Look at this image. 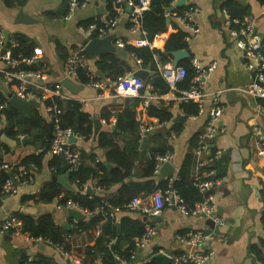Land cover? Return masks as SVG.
I'll use <instances>...</instances> for the list:
<instances>
[{"label": "crops", "instance_id": "crops-1", "mask_svg": "<svg viewBox=\"0 0 264 264\" xmlns=\"http://www.w3.org/2000/svg\"><path fill=\"white\" fill-rule=\"evenodd\" d=\"M223 1L201 0L197 3L199 10L194 16V22L200 34L187 41L191 59L195 58L203 66L216 62V68L203 85V91L206 93L202 101L204 111L195 115L183 111L180 106L183 100L178 96L176 89H170L163 95H157L151 91V85L147 82L148 78L144 81L143 92L140 96H130L125 84L120 86L116 92L113 89L110 92L111 88L99 91L87 83L83 84V89L75 94L70 93L61 84V80L66 76L65 61L60 57L58 46L67 53L72 48L81 46L83 41L89 37L86 33L82 34L79 25L87 19L99 18L101 15L107 16V0H89L85 6H77L69 16H66L67 11L64 13L68 9V0H25L23 4L14 3L13 6L6 5L0 0V32L5 29L9 33L8 36L11 33H22L31 38L35 43L36 60L47 68L36 82L47 88L58 87L59 94L64 98L79 100L83 110L87 111L92 119L99 118L100 131H113L115 128L113 115L108 123L101 118L100 113L103 106L116 109L129 105L130 108H134L136 120L143 119L145 122H154L157 118L147 115L145 108L142 107L143 99L148 101V105L149 103L158 105L161 110L171 113L170 121H164L147 134L148 139L143 147L141 146L142 137L139 144L141 154L134 162L135 170H139L143 167L145 157L148 156L147 146L159 141L168 144L172 153L169 162L172 163L174 171L163 178L176 175L185 153L191 149V137L204 127L212 93L218 89H225L220 96L224 111L217 122L218 133L211 141L213 147L208 146L210 149L214 147L221 149V156L216 164V170L221 176L211 188L210 197L216 206V213L223 217V224L214 228L216 234L199 247V250L213 251V255L206 264H264L252 252L253 247L257 246L264 254V227L261 221L264 204L259 195L260 186L264 182V165L255 154L256 144L252 136L255 126L264 135V104L244 90L253 77L252 70L248 66L254 64L255 59L248 58L234 45L225 24L221 7ZM235 1L247 7L246 17L252 21L254 30L264 45V6L257 0ZM20 8L29 15V22H15ZM116 13L118 15L117 24L108 35H113V44L119 52L118 50L123 45H116L117 39L134 45V40L140 36V33L130 30L127 5L124 4L116 10ZM175 29L170 22L167 23V30L157 34L151 41L152 47L162 50L164 43ZM121 57L131 66L126 73H132L133 76L136 69L143 68L132 54H122ZM95 59V56H86V65L92 72L97 70ZM169 62L172 63V59ZM5 67V62L0 60L1 82ZM72 79L79 82L75 78ZM39 103L40 105L36 108H39L40 112L47 117L45 105L42 102ZM176 126L180 127L178 133L173 130ZM159 133L163 134V138L162 136L160 139L156 138L155 135ZM151 134L154 135L149 137ZM96 137L93 138V132L89 139L76 137L75 141L69 140V146L74 147L79 154L82 151L88 153L93 151L97 159L104 160L105 149L97 147ZM124 137L128 139V136ZM21 139V135L18 138L8 137L3 131V126H0V161L15 166L19 165L22 158L36 152L33 138L27 143H23ZM193 153H195L194 149ZM50 155L49 152L45 154L39 168L32 166L30 181L20 183L16 180L17 184L14 185L13 190L4 196L0 203V222L11 220L14 225L0 232V264H19L23 257H35L39 254L49 257L56 264H74L55 245L45 240L33 239L34 237L28 232L20 231V220L16 218V214L28 215L35 219L40 215L49 214L58 225L69 231H74L77 223L81 221L70 217L67 209L58 208L54 200L43 201L39 198L41 189L52 181V175H55L48 167ZM207 155L208 152L196 155V165L192 164L190 176L200 167L199 158L204 161L203 165L207 164L205 161ZM107 164L110 166L108 167ZM105 166L111 168L112 163L105 161ZM85 187L93 190L89 194L101 191L95 188L93 182ZM114 189L115 186L112 190ZM140 197L143 198L144 204L151 203V193ZM84 214L83 219H87L90 213ZM140 214L142 213L138 210L125 209L116 213V216L119 218L126 215L143 219L145 215ZM158 216L161 219L157 222L143 219L147 224L155 225L157 232L149 243L136 250L130 264H144L158 252L170 255L188 250L189 247L178 240V234H185L192 230H211L205 218L185 215L174 206L165 207ZM104 221V219L100 220L92 228L80 230L73 233L74 235L64 232V240L68 246L67 252L83 260L85 247L95 243ZM126 245V242L123 243L122 248Z\"/></svg>", "mask_w": 264, "mask_h": 264}, {"label": "trees", "instance_id": "trees-1", "mask_svg": "<svg viewBox=\"0 0 264 264\" xmlns=\"http://www.w3.org/2000/svg\"><path fill=\"white\" fill-rule=\"evenodd\" d=\"M2 1L6 5L13 6L14 3L23 4L25 0ZM173 1L150 0L149 8L144 10L140 15V29L146 32L145 37L149 41H152L157 34L167 30L166 18H170V23L176 29L169 35L162 50L148 45L136 46L124 43L123 47L118 50L119 52L115 50L97 55L94 62L96 68L109 80H114L131 69V66L121 55L132 54L139 60L143 68H147L150 71L147 82L151 85V91L157 95L167 93L171 88L158 72L153 54H158L159 61L165 63L171 61L172 51L188 47V43L185 40L187 32L177 26L172 18V13H178L183 8H186V6L179 5L169 14V12L165 11V7L171 5ZM257 1L264 6V0ZM107 3V16L116 14L114 0H107ZM221 7L228 10L233 17L243 18L248 14L247 7L235 0H224L221 3ZM66 11L67 9L64 13ZM97 20L98 18L87 19L80 25L85 26ZM3 44L9 48L11 56L18 60L17 65L14 66L15 70L46 72L47 68H44L43 63H40L36 59L32 63L22 61V58L36 55L34 41L25 34L11 33L8 36V40L4 41ZM58 50L61 54L60 57L65 61L68 56L67 51H64L60 46H58ZM178 65L185 69V76L176 83L177 94L180 96L181 90L188 89L191 86V79L195 71L191 64L190 56L182 59ZM90 74H93V72L87 70L85 67H79L76 79L81 84H87L90 81ZM94 77L95 79L99 78L96 75ZM109 90L110 92L113 91L112 89ZM142 92L143 89L141 90ZM135 99L138 100L137 98ZM0 101H7L6 108L4 109V133L11 138H18L19 135L31 136L36 148L35 153L25 156L18 164L30 169L32 166L39 168L42 165L45 154L49 151L51 139L49 127L52 125V122L36 107L28 108L27 112L23 114L16 106L8 102L1 90ZM261 101L264 104V100ZM53 103L58 105L59 111L57 115L61 119L63 127H70L75 134L84 139L91 137L93 132L92 117L87 111L83 110L79 100L64 98L59 95L46 96L43 100L44 105H51ZM180 106L186 113L194 115L198 112L197 103L192 100H183ZM145 110L148 116H155L159 122H166L172 119L171 113L161 110L158 105L149 103L145 107ZM112 115L115 118L114 130H102L96 137L97 147L105 149V159H97L93 151L89 153L82 151L80 153L82 164L76 169H69L63 156L51 154L48 160L49 169L54 168L52 172L55 175L66 174L67 180L74 186V191L70 192L62 185L50 181L39 192V198L43 201H51L59 195L61 196L60 201L72 200L77 206L86 209L90 213L87 219L78 222L77 228L74 231H69L58 225L49 214L40 215L36 219L28 215L16 214V218L20 220V231L28 232L34 238L41 237L52 245H59L64 251H68V246L63 236L64 232L72 235L80 230L92 228L100 220L104 219L105 221L101 226L95 243L92 246L88 245L85 247V257L82 260V264H120L117 257L128 260L131 251L137 250L135 238L141 236L147 224L142 217L133 218L124 215L117 218L116 215L112 217L106 216L103 212L108 210L107 206H103V209L100 210V205L109 203L112 206H119L121 210H127L124 205L134 196H144L156 189H164L168 185L169 177L155 178L154 157L157 154H164L170 151L171 147L166 143H160L162 141L147 146L148 156L145 157L143 167L135 170L134 162L141 154L139 152V144L142 140V135L139 131L140 120H136L135 111L129 105H123L121 108L116 109H109L106 106L101 108L100 116L107 123L110 121ZM173 130L178 133L180 127L177 128L176 126ZM198 133H195L191 137V149L185 153L176 177L171 181V185L180 193L188 209H191L205 196H210L211 193V189L207 192L199 190L198 186L194 183V171L191 176L189 175L190 168L196 161V154L193 153V149L197 145ZM152 135L154 134L149 135V137ZM124 136H128V139L126 140ZM155 136L159 139L161 136L163 138V134L161 133ZM70 148L72 151L76 150L72 146ZM214 148L210 150L213 151ZM217 160L211 164L200 166L198 168L199 172L213 170V174L207 178L216 181L221 176L216 170V164L219 162ZM105 161L112 163V167L106 168ZM11 171L15 174L18 173L17 165ZM9 173V170H0V203L4 196L8 194L4 189V183L10 178ZM23 177L20 175L18 180L21 182ZM92 182L95 188L101 190L100 193L89 194L85 191V186H88ZM114 186L115 189L112 190ZM259 195L264 204V182L259 189ZM261 221L264 227V210L261 213ZM117 226H119L120 232L117 230ZM110 241L111 243L109 244ZM125 242L127 245L122 248V244ZM252 252L261 263H264V254L259 247L254 246ZM28 258L27 256L23 257L19 264H24ZM30 258V264H56L49 257L42 254ZM144 264H161V262L160 259L152 257Z\"/></svg>", "mask_w": 264, "mask_h": 264}, {"label": "built area", "instance_id": "built-area-1", "mask_svg": "<svg viewBox=\"0 0 264 264\" xmlns=\"http://www.w3.org/2000/svg\"><path fill=\"white\" fill-rule=\"evenodd\" d=\"M174 0L172 4L175 2ZM201 0H185L183 8L178 13H172V18L174 21L183 28L187 34L185 35V40L188 41L190 38L198 37L200 30L194 22V16L198 12V2ZM89 0H68L66 16L72 14L73 10L77 6H85ZM116 10H119L124 4L130 5L131 10L129 11V22L130 30L138 31L140 36L135 38L134 45L142 46L148 45L152 47L151 41L146 39V32L140 29V15L141 13L148 9L150 6V0H114ZM170 14V12H169ZM223 15L225 18V24L228 27L230 37L234 45L243 53L251 59H255V63L248 66L252 70L253 77L244 89L248 94L258 100H264V45L260 37L256 34L252 21L244 16L243 18L233 17L228 12V10L223 9ZM118 15L117 13L112 16L101 15L97 21L90 22L87 25H79V30L82 34H87L89 38L92 37H105L111 32L113 27L117 24ZM0 60L5 62V68L3 70V85L17 97L24 100H35L42 102L46 96L59 95L58 87H43L36 80L41 77V73L32 70H15L14 66L17 65L18 60L11 56L9 48L5 47L3 44L4 39L2 32H0ZM116 45H124L123 40L117 39ZM153 58L156 61V66L158 72L166 80L171 89H176L177 81L181 80L185 76V69L180 65L174 66L171 62L162 63L159 61L158 54L154 53ZM36 59V55H31L29 57L22 58L23 62L32 63ZM139 61V60H137ZM191 64L194 68V75L191 79V86L188 89L180 91V98L182 100H192L197 103L198 112L196 114H201L204 111L202 101L205 96L203 91L204 81L211 75L213 70L216 68V62H210L206 66L201 65L195 58L191 59ZM79 67H85L87 70L91 71L86 65V56L83 53L82 46L72 48L68 52V56L65 60L64 69L66 76L70 78H75L77 75V69ZM92 72V71H91ZM95 72L90 74V81L88 85H91L99 91H103L107 88H111L116 92L120 86L125 84L127 93L130 96H140L141 90L144 88V81L136 76H132V73H124L118 76L114 80L98 79L94 77ZM97 76V75H96ZM225 89H218L212 93L211 105L207 110V119L205 121L203 129L197 135V145L195 147V154L199 156L203 152H208L206 157L207 164H211L215 160L219 159L221 156V149L214 148L213 151L210 150L208 144L215 138L218 133L217 122L224 111V106L221 102L220 96ZM50 94V95H49ZM63 97V96H61ZM7 101H0V126L4 124V109L6 108ZM148 105L146 99L142 100V107L145 108ZM46 115L52 122L51 125V139L49 146L50 154H58L64 157L67 162L69 169H76L82 164V159L77 151H72L69 146V139L72 136L79 137L73 132L70 127H63L61 125V119L57 115L59 108L56 103L51 105H45ZM195 115V114H194ZM164 122L154 121L145 122V120L140 119L139 131L142 137L147 136V134L163 124ZM252 136L255 140V154L263 161L264 165V135L261 130L255 126L252 130ZM24 135H21L23 138ZM172 158V153L170 151L164 154H157L154 157V172L158 173L160 167L165 163L169 162ZM203 160L198 159V165H203ZM14 169L12 164L5 161H0V170H9L10 178L4 183V189L6 192H11L14 188V181L18 180L20 175L24 176L20 183H26L31 180L32 173L30 168H26L24 165H17L18 173H12L11 170ZM54 168H51L53 171ZM213 170H206L199 172L197 170L194 175V183L198 186L201 192L209 191L215 180L207 178L209 175L213 174ZM264 172V167H263ZM176 177V175L170 176L168 179V185L164 189H156L151 193V203L144 204L143 198L140 196H134L126 203L124 206L128 210H138L147 217L158 216L165 207L174 206L181 213L190 216H198L203 218H211L214 222V228L216 226L223 224V217L216 213V206L212 202L211 197L205 196L201 201H198L191 209H188L183 202V198L180 193L173 188L171 181ZM17 183V182H16ZM261 187V186H260ZM61 196L55 197L53 200L56 206L60 209L75 208L83 213H88L86 209H82L72 200L67 199L65 201H60ZM103 206H107L108 210L103 213L106 216L116 215L121 209L119 206H112L109 203H104L99 206L102 210ZM13 225L11 220L0 222V232L4 229L11 227ZM211 230H192L187 233L178 234L177 238L184 245L189 247L188 250L170 254L169 264H202L207 261L212 255L211 250H199V247L203 246L211 236L215 235V229ZM156 227L152 223L145 225V230L141 236L135 238V247L138 249L145 246L151 238L156 234ZM36 240H44L41 237H35ZM111 241L109 242V244ZM58 250H61L65 257L74 264H82V260L76 256H73L67 251L61 249L58 245H55ZM136 251L132 250L128 260L117 257L120 263L130 264L131 259L134 257ZM31 258L27 259L24 264H30Z\"/></svg>", "mask_w": 264, "mask_h": 264}, {"label": "water", "instance_id": "water-1", "mask_svg": "<svg viewBox=\"0 0 264 264\" xmlns=\"http://www.w3.org/2000/svg\"><path fill=\"white\" fill-rule=\"evenodd\" d=\"M185 0H176L173 4L165 7V11L166 12H171L173 10H175V8L179 5L184 4ZM127 10L130 11L131 10V6L127 5ZM102 10L100 9V14ZM29 15L23 12V9L20 8L18 10V14L15 17V22H29ZM170 22V18L167 17L166 18V23ZM8 31L3 29L2 30V35H3V39L4 41L8 40ZM113 35H107L105 37H92V38H88L85 39L83 41V43L81 44L82 48H83V53L88 56V57H93V56H97L101 53L104 52H108V51H115L116 50V46L113 44L112 41ZM172 55V64L174 66L178 65V63L184 59L190 56V50L188 48H183V49H178L175 51L171 52ZM95 74L97 76H99L101 79H106V76L101 73L100 70H96ZM133 76L139 77L141 78L143 81H145L148 77H149V71L144 69V68H138L133 72ZM61 84L69 90L70 93H77L79 90L83 89V84L76 82L75 80H73L72 78L65 76L62 80H61ZM0 90L4 93V95L6 96L8 102L10 104H13L14 106H16L23 114H25L27 112V109L29 107H38L40 105V103L38 101L35 100H24L21 99L19 97H17L15 94L11 93L4 85L3 83L0 81ZM131 109L134 110L133 107H131ZM181 115H179L180 117ZM183 117V116H182ZM93 122V138L96 137L97 133L100 131L101 129V122L99 120L98 117H94L92 119ZM49 134H51V126L49 127ZM147 136L143 137V141L141 146L143 147L147 141ZM32 140V137H23L21 139V141L23 143H27L30 142ZM70 141H75L76 137L72 136L70 139ZM208 146L213 147V143H209ZM107 166L109 167L110 164H107ZM174 171V167L172 165L171 162H165L159 169V173L156 174V179L159 178H163L167 175H169L170 173H172ZM52 181L62 185L63 187H65L68 191H74V186L68 182L66 174H59V175H52ZM16 181H14V185H16ZM86 191L88 193H92L93 190L90 187L86 188ZM67 213L70 217L74 218L75 220L79 221L82 220L85 217V214L80 212L79 210L75 209V208H69L67 209ZM144 220H148L149 222H157L161 219L160 216H153V217H147L144 216L143 217ZM205 222L207 225H209V227L212 229L214 228V222L211 218H205ZM117 229L119 231V226H117ZM156 258H159L161 260V264H169L170 263V256L164 252H158L155 254ZM207 261L203 262L202 264H206Z\"/></svg>", "mask_w": 264, "mask_h": 264}]
</instances>
